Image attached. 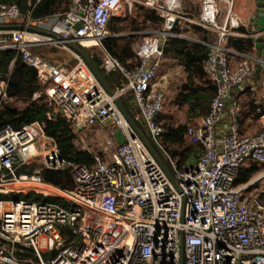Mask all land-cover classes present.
<instances>
[{
  "label": "built area",
  "instance_id": "obj_1",
  "mask_svg": "<svg viewBox=\"0 0 264 264\" xmlns=\"http://www.w3.org/2000/svg\"><path fill=\"white\" fill-rule=\"evenodd\" d=\"M183 1L146 2L160 13L163 27L139 46V63L128 66L104 42L114 38L112 20L127 17L141 0H70L65 13L43 20L0 0V23L23 21L48 33L12 30L0 42V51L21 54L37 70L43 90L33 101L46 108L44 121L0 128V264H182V233L184 264H264V128L244 133L245 107L234 95L264 64V54L255 58L228 47L242 27L234 0H221L228 8L223 25L218 0L203 1L198 24L218 33L217 41L207 44L204 66L217 93L209 113L189 125L185 135L187 145L201 150L197 164L180 166L165 146L161 117L168 99L155 84L164 46L185 19ZM245 36L257 47L264 40L257 30ZM68 44L99 48L103 71L121 75L124 84L111 95ZM47 46L67 51L75 64L49 63L35 53ZM8 86L0 77V107L10 98ZM248 89L251 114L262 122L264 93L256 83ZM128 93L139 110L133 120L167 161L177 186L119 109L117 101ZM59 119L69 124L74 142L110 122L116 133L103 149L106 160L94 155L88 167L63 158L47 135L48 125ZM37 164L41 167L32 171ZM250 170L252 178L240 184L242 172ZM45 171H69L72 185L47 182ZM29 251L32 256H22Z\"/></svg>",
  "mask_w": 264,
  "mask_h": 264
},
{
  "label": "trees",
  "instance_id": "obj_2",
  "mask_svg": "<svg viewBox=\"0 0 264 264\" xmlns=\"http://www.w3.org/2000/svg\"><path fill=\"white\" fill-rule=\"evenodd\" d=\"M5 5H18L23 15L30 14L33 20H43L59 14L63 0H1ZM163 23V20H162ZM195 32H203L202 42L190 43L184 38L179 37L183 34V30L179 26L173 31V36L169 37L164 46L165 58L174 60L181 66L186 74V83L180 89L176 104L180 107L188 108V116L190 119H200L209 113L210 105L217 93V87L207 77L205 73V63L210 53L207 45L212 42L211 34L208 30L200 27H193ZM238 32L250 34L251 32L245 28H240ZM115 40L108 39L104 42V46L114 56L118 57L124 65L126 59L119 51H115L113 45ZM228 47L239 53H250L257 48V44L251 38H230ZM92 62L103 75L108 86L112 89L113 83L119 87L124 84V79L119 74H106L102 69V63L90 56ZM0 77L9 81L8 96L15 98L26 104L28 107L23 110L5 107L0 109V128L10 125L15 129H19L24 124L36 121H44L46 119V108L33 101L35 93L42 91L39 84L38 72L36 69L28 66L21 54L15 51H0ZM122 79V80H121ZM132 96L133 94L130 93ZM134 97V96H133ZM1 102V96H0ZM121 104L128 114L134 118L136 115L132 107L128 106V100L121 99ZM254 108L251 105V111ZM255 120L260 119V115H253ZM141 131H146L141 124L137 123ZM188 126H169L165 138V146L169 152L179 159L180 166H194L197 164L201 155V150L195 147H189L183 154L176 148H183L186 144L185 135ZM47 135L53 138L65 159L75 161L77 164L85 166H93L95 163L94 155L77 148L74 142V135L69 124L59 119L54 123H50L47 128ZM165 165L168 163L162 157L159 150L153 146ZM254 170L242 172L239 183H247L253 176ZM44 179L54 185L68 188L72 185L71 175L69 171L52 172L45 171ZM33 200V198H30ZM32 256V251L22 256Z\"/></svg>",
  "mask_w": 264,
  "mask_h": 264
},
{
  "label": "rangeland",
  "instance_id": "obj_3",
  "mask_svg": "<svg viewBox=\"0 0 264 264\" xmlns=\"http://www.w3.org/2000/svg\"><path fill=\"white\" fill-rule=\"evenodd\" d=\"M148 0H141V2L144 4H137L134 3L130 9L129 14L125 18H119L116 17L112 20L110 25V30L114 38H111L115 40V44L113 45L115 51H119L118 53L123 55L126 59V64L128 66H135L139 63V58L137 56V50L141 43L146 38H151L158 32L162 30V18L159 15V13L148 6H145L146 2ZM204 0H187L186 7L188 9L192 5L193 7L196 6H203ZM219 7L221 9V14H225L227 12V4L222 2L221 0H218ZM70 0H63L61 4V8L59 11V14H63L67 11L69 6ZM185 19H182L178 26L180 29L183 30V35L185 36L187 41L190 43H194V41H191L192 39H203V32H200L193 36L191 33L192 25L187 22L186 17ZM220 22V21H219ZM212 37V42L215 43L218 38V33L211 28L207 29ZM189 31V33H187ZM199 36V37H198ZM87 55L93 56L95 59H98L102 63L103 59V52L99 48H93L90 50H85ZM35 53L46 59L49 63L57 64V65H65L68 63V67H72L75 64V61L70 53H68L65 50L58 49L56 47H41L35 50ZM168 62L170 63V59L166 58ZM165 63V64H166ZM164 65L163 67H165ZM259 78V77H257ZM122 80V79H121ZM185 80H182L184 83ZM40 84V83H39ZM41 88L43 89L42 85L40 84ZM119 87V86H118ZM244 89H246L245 97L243 98L242 103L245 107V116H243V123L247 122L248 116L251 114V95L249 93L248 89V83H246L243 86ZM180 87L176 90L179 92ZM242 97V95H241ZM125 99H127L129 102H131L132 110L135 114L139 112L138 107L134 101V97L128 93L125 96ZM175 98L169 97L166 111L161 117V122L165 125L166 128L169 126H189L195 123V121H190L187 118V107H178L177 104H175L174 101ZM5 107L23 110L28 107V104L17 100L15 98H8L4 99L3 105L0 107V109H3ZM247 128L250 130V133H257L260 132L264 128V121L262 122H255V121H249L247 122ZM115 130L113 129L112 125L108 124L107 127H101L98 126L94 129V131L90 132L85 139H79L76 140V146L81 151H86L88 153H91L92 155L100 156L103 160H106V156L103 154V149L107 143L108 140L112 139L113 136H115ZM147 135V133L145 134ZM190 146L185 144L183 148H176L177 151L179 150L182 154L186 152V150ZM41 167V165H33L32 171L38 170ZM241 184V183H240Z\"/></svg>",
  "mask_w": 264,
  "mask_h": 264
},
{
  "label": "crops",
  "instance_id": "obj_4",
  "mask_svg": "<svg viewBox=\"0 0 264 264\" xmlns=\"http://www.w3.org/2000/svg\"><path fill=\"white\" fill-rule=\"evenodd\" d=\"M186 1L187 0L183 1L181 13L183 16L186 17L187 22L192 25L191 26L192 27L191 33H193L192 35L195 36L196 34H198L200 32H195L193 27L197 26V27H200L204 30L208 29V28L202 27L198 24L200 17H201V14H202L203 6L202 7L196 6V7L192 8V5H191L190 8L188 9V7H186L187 6L185 3ZM233 12L240 19L241 24H242L241 28H245V29L249 30L251 33L257 29V27L255 26V24L257 23V21L259 19V6H258L257 0H234ZM56 15H59V14H56ZM159 15H160V13H159ZM225 17H226V13L220 14V16H219L220 22L219 23L221 25L224 24ZM161 18H162V16H161ZM49 22H53V19H50ZM17 25H24V23H23V21H20L18 23H5V24L0 23V42L6 36L7 32L12 31V29L9 27H13V26H17ZM187 33H189V31H187ZM182 35H179V37L186 39V37L182 36ZM245 35H247V34H243V33L238 32V34L234 38H247ZM187 39H189V38L187 37ZM202 40L203 39L199 40V39H192L191 38V41L199 42V43L202 42ZM248 54L255 57V58H261L263 56V51L257 47L255 50H253L252 52H250ZM165 61L168 62L166 58L163 60L162 68H161L159 77L156 80L155 88L157 91L164 92L167 96V99L169 97H172V98H175L177 100L180 89L186 83V74H185L184 69L181 66H179L176 61L171 60L170 63H168V64ZM164 65H166V66L163 67ZM257 77H259V78H257ZM182 80H185L184 83L182 82ZM252 83L259 84L260 90L264 93V64H258L253 78L251 79L250 83H248V88H249V85ZM112 86H113L112 90H115L118 87V85L116 83H113ZM178 87H180L179 92L176 90V88L178 89ZM245 93H246V89H244L243 87L237 88L234 91V95L239 96L241 100H243V98L245 97ZM241 95H242V97H241ZM175 99H174V101H175ZM175 104H176V101H175ZM127 105L132 107L131 102H129V101H128ZM178 107L180 108V106H178ZM182 107H185V106H182ZM185 110H187V112H188V108ZM244 116H245V113H244ZM187 118L190 121H195V122L198 120V119L197 120L190 119L188 116V113H187ZM243 121H244V119H243ZM249 121L250 122L251 121L261 122L259 120H255L252 114H250L247 118V122H249ZM247 122L243 123L244 133H250V130H248V128H247V126H248Z\"/></svg>",
  "mask_w": 264,
  "mask_h": 264
},
{
  "label": "water",
  "instance_id": "obj_5",
  "mask_svg": "<svg viewBox=\"0 0 264 264\" xmlns=\"http://www.w3.org/2000/svg\"><path fill=\"white\" fill-rule=\"evenodd\" d=\"M257 1H258V6H259V19H258L257 23L255 24V26L257 27V29H256L257 32L262 33V32H264V0H257ZM9 28H11L12 30H27V31L36 32V33H39V34L48 35V33L44 32V31H42L40 29L33 28V27H28L26 25H17V26H13V27H9ZM57 38L59 40H61L59 37H57ZM68 46L73 51H75L77 54H79L85 60V62L87 63V65L89 66L91 71L95 74V76L100 81V83L112 95L113 91L108 86V84L105 81L103 75L98 70V68L95 66V64L92 62L91 58L87 55L86 51L84 49L76 46V45L68 44ZM258 48H260L263 51V54H264V40L263 39H259L258 40ZM117 105H118L119 109L121 110V112L123 113V115L125 116V118L128 121V123L130 124V126L135 130L137 135L144 142V144L146 145V147L149 150V152L157 160V162L161 165V167L164 169V171L166 172V174L168 175L170 180L177 186L176 181H175L173 175L171 174L170 170L167 168V166L165 165L163 160L160 158V156L158 155V153L156 152L154 147L151 145V143L149 142V140L147 139L145 134L141 131V129L135 123L133 118L128 114V112L123 107V105L121 104L120 101H117ZM116 136H117L119 144H123L125 142V139L122 136L121 132H117ZM181 237H182V264H184V235H183V233H182Z\"/></svg>",
  "mask_w": 264,
  "mask_h": 264
},
{
  "label": "bare ground",
  "instance_id": "obj_6",
  "mask_svg": "<svg viewBox=\"0 0 264 264\" xmlns=\"http://www.w3.org/2000/svg\"><path fill=\"white\" fill-rule=\"evenodd\" d=\"M90 45H93V44H90Z\"/></svg>",
  "mask_w": 264,
  "mask_h": 264
}]
</instances>
